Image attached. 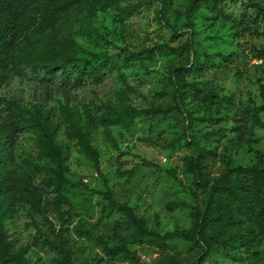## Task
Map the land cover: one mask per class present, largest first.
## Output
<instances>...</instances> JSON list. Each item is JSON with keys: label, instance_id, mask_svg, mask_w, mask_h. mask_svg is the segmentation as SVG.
Masks as SVG:
<instances>
[{"label": "rangeland", "instance_id": "374dc122", "mask_svg": "<svg viewBox=\"0 0 264 264\" xmlns=\"http://www.w3.org/2000/svg\"><path fill=\"white\" fill-rule=\"evenodd\" d=\"M192 1L79 0L22 40L15 53L19 73L0 91V126L10 130L17 109L33 107L43 124L16 134L6 157L11 261L0 264H60L61 252L47 243L59 231L73 264H196L199 247L140 238L105 199L110 191L159 236L190 232L209 200L199 163L210 185L264 156V129L249 112L262 107L264 122V61L257 58L264 16L254 7L264 0L209 3L189 24ZM53 34L61 56L47 70L37 58ZM195 53L201 75L190 71ZM65 60L89 62L105 77L81 87L64 84L59 64ZM181 68L196 89L178 88L172 70ZM59 155L64 187L56 181ZM121 244L138 262L109 253ZM204 264H264V241L236 259L219 252Z\"/></svg>", "mask_w": 264, "mask_h": 264}, {"label": "trees", "instance_id": "16d2710c", "mask_svg": "<svg viewBox=\"0 0 264 264\" xmlns=\"http://www.w3.org/2000/svg\"><path fill=\"white\" fill-rule=\"evenodd\" d=\"M220 1L224 0H193L186 12L188 23H191L195 13L203 5L209 3L217 5ZM78 2L79 0H0V91L19 73L15 53L22 40L35 30H46ZM254 7L258 15L264 16V7ZM91 11L95 13L92 7ZM259 35L264 38V31ZM60 56L58 39L53 34L37 59L45 65L47 70H50L52 63ZM257 58L264 61V47ZM59 69L62 71L63 83L77 87L83 86L88 79L101 80L106 74L104 69H99L89 62L78 66L71 60L60 62ZM203 69L200 56L195 53L191 60L190 71L201 75ZM172 72L179 78L178 88L196 89L195 84L188 83L183 78L182 68L173 69ZM262 88L264 90V86ZM262 110V107L249 108L255 124L264 129V122L260 119ZM42 124L39 110L33 107L29 110L18 108L17 117L12 122L10 130H3L0 126V261L2 262L11 261L8 255L11 243L7 241L6 229L10 211L9 204L5 203V196L12 189V184L10 173L5 169L6 157L9 155V148L15 144L16 134L41 129ZM51 128L49 125L46 132L48 136L51 134ZM85 150L95 163L96 169L99 170L98 159L88 142L85 144ZM207 155V152L203 151L200 158L204 160ZM198 166L199 176L204 178L208 185L209 200L205 213L190 232L175 231L159 236L149 231L145 220L137 217L128 205L116 202L110 191L105 192L108 207L123 213L129 224L134 227L136 234L142 239L154 241L158 245L179 239L199 247L201 253L196 264H204L206 258L219 252L228 258L236 259L238 253L249 252L264 241V156L257 154L256 163L253 166L232 168L210 185L206 180V166L203 162H200ZM65 171L63 158L59 155L56 173L59 187H64L67 183L64 178ZM47 243L61 252L60 264H73L69 250L64 247L62 232L56 233L55 239ZM108 251L111 255L123 257L132 263L139 260L137 254L129 250L125 244L117 245Z\"/></svg>", "mask_w": 264, "mask_h": 264}]
</instances>
